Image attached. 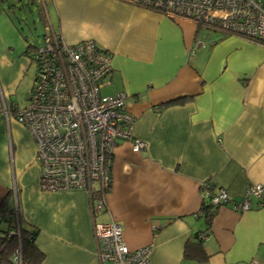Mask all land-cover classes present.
Returning a JSON list of instances; mask_svg holds the SVG:
<instances>
[{
  "label": "crops",
  "instance_id": "0c3cea01",
  "mask_svg": "<svg viewBox=\"0 0 264 264\" xmlns=\"http://www.w3.org/2000/svg\"><path fill=\"white\" fill-rule=\"evenodd\" d=\"M36 1L45 31L50 23L68 43L92 39L110 52L103 92H125L133 134L146 142L139 151L116 143L105 207L95 215L85 190H41L35 142L13 116L33 52L25 40L15 53L0 37V204L18 206L38 229L40 264H99L92 223L110 219L129 248L150 245L148 264H264V206L255 198L245 211L217 206L209 226L200 214L209 177L230 202L248 183L264 185V43L124 0H48L53 25L45 0ZM204 230L206 257L198 258L192 243ZM187 243L193 257L184 256Z\"/></svg>",
  "mask_w": 264,
  "mask_h": 264
},
{
  "label": "built area",
  "instance_id": "2783aa9c",
  "mask_svg": "<svg viewBox=\"0 0 264 264\" xmlns=\"http://www.w3.org/2000/svg\"><path fill=\"white\" fill-rule=\"evenodd\" d=\"M124 1L209 29L264 40V1ZM202 45L201 40L196 41L191 51ZM32 59L36 70L27 101L13 116L35 142L38 186L43 191H87L95 215L105 207L116 143L129 141L132 151L146 147V142L133 134V116L125 109V92H103L110 83L111 54L92 39L68 43L48 23ZM212 181L211 177L202 181V199L207 198L214 206L229 204L232 209L245 211L250 208V198L264 206L262 183H248L242 196L230 202L226 189L209 190ZM92 233L99 264H148L150 245L129 248L114 219L93 221Z\"/></svg>",
  "mask_w": 264,
  "mask_h": 264
},
{
  "label": "trees",
  "instance_id": "16d2710c",
  "mask_svg": "<svg viewBox=\"0 0 264 264\" xmlns=\"http://www.w3.org/2000/svg\"><path fill=\"white\" fill-rule=\"evenodd\" d=\"M5 12L10 15L11 19L15 22L22 21L24 18L20 17L17 10H21L24 8H28L32 11V6H37L38 17L45 24V18L43 15V9L39 2L36 0H0ZM39 4V5H38ZM198 25V24H197ZM17 26V25H16ZM19 26V25H18ZM18 28V27H17ZM223 34H231L219 31ZM21 33V30H20ZM22 34V33H21ZM24 39L28 41L27 36L23 35ZM260 43H264V40L257 41ZM38 45V44H37ZM37 45H33L32 43L27 44V48L25 52L29 53L33 52ZM30 50V51H29ZM33 55V54H32ZM31 55V58H32ZM180 99H176L174 101H179ZM168 103H171L169 101ZM209 190L214 192L216 189V184L214 181L209 185ZM110 185L107 191H109ZM201 189L203 191V186L201 185ZM106 191V192H107ZM217 206L212 205L207 198L202 199L200 206V214L205 218L208 226L210 225L211 219L214 216ZM3 223V224H2ZM197 233L194 235L195 242L199 243L200 253L198 255L201 257H206V253L204 252L203 247L201 246L200 239L201 234ZM38 233V229L25 222L23 217L20 214L19 207L16 206H7V199L0 204V264H40L44 259V253L36 246L35 239ZM199 238V239H198ZM198 239V240H197ZM191 243H187L184 249V256L193 257L191 255Z\"/></svg>",
  "mask_w": 264,
  "mask_h": 264
},
{
  "label": "rangeland",
  "instance_id": "374dc122",
  "mask_svg": "<svg viewBox=\"0 0 264 264\" xmlns=\"http://www.w3.org/2000/svg\"><path fill=\"white\" fill-rule=\"evenodd\" d=\"M256 1H264V0H256ZM45 3H46V8L48 10V14L50 16V20L54 25L55 17L53 15V10L51 9L48 0H45ZM37 10L38 9L36 5L32 6V11L29 10L28 8L21 9L19 13L23 17H25V19H23L20 22H17L16 23L17 26H15V24L12 23L13 20L11 19L10 15H7L6 13L0 15V37L3 38L4 44H6V46H10L12 51H14L15 53H18L17 51H20L25 45V39L23 35H26L28 39L27 42L32 43L33 45H36L41 41L42 35L45 31L44 29L45 27L38 17ZM20 30L22 34L20 33ZM26 59L28 61L27 70L25 71L24 76L22 77L19 85L18 99L20 105H24L25 103L26 93L30 88L35 73V65H34L35 62L29 55L26 56ZM104 91L108 92V88L107 89L105 88ZM101 216L102 215H100L98 219H102Z\"/></svg>",
  "mask_w": 264,
  "mask_h": 264
}]
</instances>
